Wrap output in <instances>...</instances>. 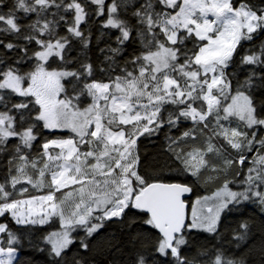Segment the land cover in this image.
<instances>
[{
  "label": "snow or ice",
  "instance_id": "snow-or-ice-1",
  "mask_svg": "<svg viewBox=\"0 0 264 264\" xmlns=\"http://www.w3.org/2000/svg\"><path fill=\"white\" fill-rule=\"evenodd\" d=\"M260 37L251 0H0V264H264V215L220 230L264 213Z\"/></svg>",
  "mask_w": 264,
  "mask_h": 264
},
{
  "label": "trees",
  "instance_id": "trees-1",
  "mask_svg": "<svg viewBox=\"0 0 264 264\" xmlns=\"http://www.w3.org/2000/svg\"><path fill=\"white\" fill-rule=\"evenodd\" d=\"M251 3L256 5L257 7H264V0H251ZM18 15H20L18 13ZM95 27L96 25H93V31H95ZM60 31L62 32L63 29H60ZM93 39H95V37H93ZM261 41H264V37H260L259 39H257L255 41V46L258 47L259 44L261 43ZM100 46H103V44H101ZM253 45L251 43H245L244 47L245 49L252 47ZM94 47V45H93ZM77 51L78 50H74L72 53H70V56L75 57L77 55ZM239 51V50H238ZM91 59L93 61L96 60L97 56H99V52L98 51H94L89 53ZM25 68H27V63L24 65ZM241 79H243V75H241L240 77ZM14 100L19 99L14 97ZM166 131V129H165ZM175 130H173L171 134H174ZM56 135H61V136H68L70 135V133H65V132H56ZM43 135H48L47 131H45L43 133ZM162 132L156 136L153 137H141L140 140L142 141H147L149 143L150 146H153L156 144L158 139L162 140V145H164L166 143L165 140V136H161ZM140 151V149H139ZM5 154L0 153V180H2L3 175H4V164L6 163L5 161ZM165 175H169V173L165 172ZM198 194L200 195H209L210 192L212 191V183L209 182L207 184L204 185H197V188L195 189ZM192 199H195V196L191 197ZM261 215H264V213H260L259 208L256 205H247V206H241L239 211L237 210H233L231 213H227V218L225 219L224 216L222 217L221 220V232H223L225 235L228 234V232L230 231L231 227H235V225L237 224V222L240 219H248L251 218L250 223L252 224V227L254 229H258L259 223H260V217ZM2 219V218H0ZM13 227H15L13 225ZM45 229H49V226H44L43 228H38L36 230V234L39 235V233H42ZM208 234L206 233H202L201 236H207ZM30 238V237H29ZM217 242H219V238L217 240ZM244 242H242L243 244ZM257 243H259V240L257 239ZM25 244L27 245V240L25 241ZM226 247H229V245H225ZM22 261H27L28 264H46V256L44 253H40L35 251L32 247L30 246H25L22 249V255H21Z\"/></svg>",
  "mask_w": 264,
  "mask_h": 264
},
{
  "label": "rangeland",
  "instance_id": "rangeland-1",
  "mask_svg": "<svg viewBox=\"0 0 264 264\" xmlns=\"http://www.w3.org/2000/svg\"><path fill=\"white\" fill-rule=\"evenodd\" d=\"M57 132L69 133L67 130H59ZM163 135L164 134L162 132L161 136H163ZM138 145H139V149H140L141 163L146 166V171L151 172L152 169L156 166L155 161L156 160L162 161V159H163V157L161 155L162 146H163L162 140L158 139L156 144L153 146H150L147 141L139 140ZM193 200H195V199H193Z\"/></svg>",
  "mask_w": 264,
  "mask_h": 264
}]
</instances>
